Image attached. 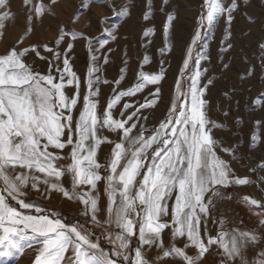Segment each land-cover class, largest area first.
<instances>
[{"label":"snow or ice","instance_id":"snow-or-ice-1","mask_svg":"<svg viewBox=\"0 0 264 264\" xmlns=\"http://www.w3.org/2000/svg\"><path fill=\"white\" fill-rule=\"evenodd\" d=\"M106 2L95 0L100 5ZM22 3L27 9V36L31 34L32 22L42 21L56 0L48 3L22 0ZM167 3L168 0H164V4ZM202 7L204 10L187 48L167 114L152 129L146 127L149 116L144 111L156 108L162 101L159 85L165 78L163 59L158 73H146L143 67L150 60L145 55L134 84L121 90L127 60L124 61L125 68L120 70V78L109 81L100 74L101 67L96 63L98 57L91 55L93 63L87 71V93L74 124L72 113L81 99V80L72 70L68 57L72 45L63 51L59 48L64 40L63 28L55 47L42 46L45 52L52 53L51 59L41 55L36 44L23 49L13 46L0 54V256L11 255L13 251L19 256L25 246L33 248L31 242H35L31 264H165L169 257L175 259L176 264H200L216 245L222 253L220 264H264V249L255 259H246L248 250L261 243L264 235L255 231L233 230L229 233L221 230L216 236L208 235L205 239L201 234V223L207 225L213 198L221 194L220 187L248 183L246 179H230L231 169L215 150L212 128L216 125L207 116L204 98L207 85L201 87L200 84L203 72L207 71L206 68L201 71V61L208 60L205 51L196 52L187 86L181 82L193 61L198 42L216 26L220 17L225 18L230 36L234 13L240 4L238 0H231V3L204 0ZM148 8L151 9V0H148ZM113 14L117 15L116 12ZM119 14L126 16L127 8ZM80 15L81 12L76 13L77 21ZM15 16L10 0H0V36L7 22H14ZM143 18L149 20L150 13ZM173 19V15L167 16L166 35ZM202 30H205L203 35ZM67 34L73 40L78 38L75 32ZM152 34L151 29L144 32L145 37ZM105 35L114 39L109 31ZM85 39H88L91 51V38ZM108 42L107 38L97 39L100 48ZM148 43H151L150 39ZM227 47L231 48V44ZM260 48L264 51V44ZM168 51L170 47L160 49L162 56ZM29 54L48 63L46 74L34 70L26 62ZM104 63H108L107 55ZM102 84L110 86L112 95L98 113L97 97L101 94ZM208 84H212V80ZM149 86L156 87L149 91L143 102L132 99ZM68 87L74 88L72 96L66 95ZM125 98L128 102L121 105ZM256 104H264V95L257 98ZM118 106L117 117L114 110ZM129 109L134 111L126 115ZM256 123L259 125L260 121ZM104 129L116 134L118 142L103 135ZM256 140L253 136L252 142ZM104 144L114 145L107 164H101L97 159ZM66 148L70 151L64 154ZM65 159L70 161L66 166L58 163ZM102 168L107 175H101ZM66 174L71 177L70 189L61 183ZM102 180L108 197L105 223L119 229L115 236L110 232L97 235L86 226H102L97 219V185ZM41 185L46 187L42 195L58 192L70 201L81 203L82 215L89 219L69 224L59 213L26 198L25 189L30 186L39 193ZM174 193L171 222H167L164 218L169 216V201L173 200ZM245 201L264 207L255 199L245 198ZM220 223L222 226L223 221ZM260 223L264 225V218ZM166 229H170L174 239L186 238L183 248L175 245L165 248L162 233ZM133 237H136L134 248L130 247ZM103 240L114 247L106 251L102 247ZM146 246L158 248L161 254L156 258L149 257ZM189 247L197 250L195 256L187 253Z\"/></svg>","mask_w":264,"mask_h":264},{"label":"rangeland","instance_id":"rangeland-1","mask_svg":"<svg viewBox=\"0 0 264 264\" xmlns=\"http://www.w3.org/2000/svg\"><path fill=\"white\" fill-rule=\"evenodd\" d=\"M10 2L11 9L16 16L14 22H7L3 35L0 36V54H4L7 49L13 46L23 49L36 44L39 46L38 50L41 55L51 59L52 53L45 52L42 46L48 44L50 47H55L56 41L60 38L61 28L64 29V40L59 48L63 51L67 49L69 44L72 45L68 57L72 70L77 73L81 80V99L72 113L75 121L82 110L83 96L87 93V71L93 63L91 55L98 57L96 63L101 67L100 74L109 81L120 78V70L125 68L124 61L127 60L125 78L120 85L121 90L134 84L145 55L150 60V63L143 67L146 73H158L161 68L160 62L163 59L165 78L159 85L162 90V101L158 103L156 108L144 111V114L149 116V120L146 122V127L149 129L158 126L159 121L167 114L166 109L170 106L174 95L175 84L183 67L187 48L198 27L199 16L204 10L202 7L204 0H168L166 5L164 0H151V9L148 8V0H107L103 5L95 3V0H86L87 7H85V0H56V3L51 6L50 13L45 14L42 21L34 20L31 25V34L25 36L28 28L26 21L27 9L23 6L22 0H10ZM48 2L49 0H45V3ZM224 2L231 3V0H224ZM238 3L240 7L234 13L235 18L230 26V36L227 35L229 29L226 27L225 18L220 17L216 26L210 32H207V35H204L201 42H198L193 52V61L190 63L189 68L185 70V79L181 82L185 87L187 86L189 83L187 76L193 70L196 52L205 51L208 60L201 61V71L203 72L205 68L207 71L203 72L200 84L201 87L207 85L204 98L207 100V116L216 125L212 128V135L216 141L215 150L229 158L235 167L236 179L248 180L252 185V193L256 191L257 194L264 196V104H256L257 98L264 95V51L260 48V45L264 44V0H238ZM125 8H127L128 14L121 16L119 13ZM77 12L82 13L78 21L76 20ZM114 12L117 15H114ZM148 13H150V18L146 21L143 17ZM169 14L174 17L169 29L179 27L183 32L179 39V52L174 61L169 58L170 51L163 56L160 53V49L170 47L168 33L166 35L164 31ZM133 19L137 24L134 27L137 36L136 40L133 39L131 42L120 37V31H124L123 29L129 27ZM113 25H116V27H113ZM149 29L152 30L153 34L150 37H145L144 32ZM106 31L111 32L114 39L107 37L105 35ZM69 32L77 33L78 38L73 40L67 34ZM204 32L205 30H202V35ZM85 37L91 38V51L89 41ZM98 38H107L109 42L103 48H100L97 44ZM149 39L151 43H148ZM117 43L123 45L121 51L115 49ZM201 44L204 45L203 48L200 47ZM228 44H231V48L227 47ZM105 55L108 58L106 64L104 63ZM114 57L118 60H113ZM26 62L30 63L34 70L42 74L47 73L48 63L34 54H29L26 57ZM113 64L116 67H113ZM209 80H212V84H208ZM155 87L149 86L143 93L137 94L132 99L143 102L144 97L148 96L149 91H154ZM100 89L101 94L97 97L99 100L98 113L106 107L107 100L112 95L109 85L102 84ZM65 92L66 95L72 96L74 88L68 87ZM125 102H128V98L122 100L121 105ZM119 107L114 110L117 117ZM132 111L134 109H129L126 115L131 114ZM257 121H260L259 125L256 123ZM102 134L112 140L116 137V134L109 133L106 129L102 130ZM253 136L257 137L255 143L252 142ZM106 145H103V149L99 151L100 153L105 152ZM237 186L235 190H229L231 196L235 199V208L230 203L229 209L225 206L222 209L216 208L214 210L216 211L213 216L215 227L211 232L205 234L206 238L208 235L216 236L221 230L229 233L233 230L247 231L242 203H238L244 201L243 198L246 197L242 188H240L244 186L241 184ZM25 191L28 193L27 199L36 201L59 213L60 218L68 220L69 224L83 223L89 219L88 217L84 219L81 216L62 211L58 209L59 207L43 204L41 198L36 195V191L32 190L30 186ZM226 191L227 189L224 190L225 193ZM253 197H255L254 194ZM226 200L227 197H224L225 205L227 204ZM11 203L15 204L14 201H11ZM258 203L260 204V200H258ZM260 205L264 206L262 203ZM252 210L256 215L264 213V207L252 205ZM97 219L102 226L86 225L97 235L110 232L115 236L119 231L114 224L108 225L105 223L108 219L107 209L105 218L103 220ZM221 221H223L222 226ZM171 237L170 235L168 240ZM27 243L29 242H25V244ZM31 243L34 247L28 248L25 246L23 253L19 256L14 251L11 255L0 256V264H31L36 246L35 242ZM135 246L136 237H133L130 247L134 248ZM102 247L109 251L114 245L103 240ZM251 249L252 251H250ZM251 249L248 250L246 255L248 260L255 259L259 251L264 249V240ZM156 250L158 253L147 255L156 258L161 254L158 248ZM187 253L193 256L196 255L195 251H187ZM68 255H71V253L69 252ZM221 255L219 249L209 251L200 261V264H220ZM165 264H176V260L169 257Z\"/></svg>","mask_w":264,"mask_h":264},{"label":"crops","instance_id":"crops-1","mask_svg":"<svg viewBox=\"0 0 264 264\" xmlns=\"http://www.w3.org/2000/svg\"><path fill=\"white\" fill-rule=\"evenodd\" d=\"M74 120V119H73ZM74 124H75V120H74ZM135 134V133H133ZM118 142V138L115 137V139ZM114 147V145L112 144H107L106 145V149L105 152L100 153L99 151L101 149H103V145H101L100 150L98 151L97 154V159L101 164H107L109 159H110V155H111V150ZM51 150V149H50ZM70 151L69 148H66L64 150V154L68 153ZM217 155L220 157V159L224 160L227 165L229 166V168L231 169V173H230V179H236L235 176V167L234 165L230 162L229 158L225 157L224 155H221L219 152H217ZM70 161L65 159L62 161H59L58 163L61 165L66 166ZM101 175H107V173L104 171V169H101ZM61 183L63 184V186L67 189L71 188V177L69 175H65L62 178ZM239 184H230L227 187H220V196L214 197L213 198V206H212V210L210 212L209 217L207 218V225L205 226L204 223H201V234L202 236L205 237V234L208 232H211L213 230V227H215V223H214V213H216V211H214L216 208L218 209H222V207H230V203L233 206V208H235V199L231 196V192L229 190H235ZM244 187H240L243 190V194L244 197L242 202H238L239 204L242 203V212L244 214V221L246 222V229L247 231H255L258 235H264V225H261L260 220L262 218H264V216H262L261 214H254L255 212H253L252 210V205H250L249 203H247L245 201V198H248L249 200L251 199H258L260 200V204H264V196L262 194H257L256 191H254V193H252V185L250 182L246 183V184H241ZM239 188V189H240ZM226 193L224 192V190H226ZM46 191V187L44 185H41V192H36V195L41 198V202L45 205H49V206H54V207H59L58 209L62 210V211H66L78 216L83 217L84 219H86L87 217H84L82 215V211H83V205L77 201H70L67 198L63 197L62 194L58 193V192H51L48 195H42V193H44ZM97 194L99 196L98 199V212H97V218H99L100 220H103L106 216V209H107V204H108V197L107 194L105 192V181H101L98 183L97 185ZM233 194V193H232ZM253 194L255 195V197H253ZM174 197H175V193L173 194V200L169 201V216L165 217L164 220L167 222H171V209H172V205L174 203ZM224 197H227L226 200V205L224 204ZM205 199H207V196L205 197ZM257 200V201H258ZM244 203V204H243ZM171 235V231L170 229H166L163 233H162V239L164 241V246L165 248L169 247L170 245H175V246H179V247H184L185 243H186V238H172L170 240H168L170 238ZM206 239V237H205ZM169 242H168V241ZM215 249H218V246L213 245L210 249V251H213ZM250 250V249H249ZM187 251H197L195 248L189 247L187 249ZM252 251V249L250 250ZM146 252L147 254L151 255V253H158L156 248H147L146 246ZM160 252V251H159Z\"/></svg>","mask_w":264,"mask_h":264},{"label":"bare ground","instance_id":"bare-ground-1","mask_svg":"<svg viewBox=\"0 0 264 264\" xmlns=\"http://www.w3.org/2000/svg\"><path fill=\"white\" fill-rule=\"evenodd\" d=\"M135 17V16H134ZM133 17V18H134ZM131 20V19H130ZM180 22V21H179ZM136 23H135V21H134V19H133V21L130 23V26L129 27H127V28H125V29H123L124 31H120V37H123V38H125V39H128L129 41H133V39H135L136 40V36L137 35H135V34H137V33H135V29H134V27H136ZM139 26V25H138ZM180 26V25H179ZM126 34V36H124L125 34ZM182 33L183 32H181V29L179 28V27H173V28H171V29H169V31H168V41H169V43H170V52H171V54L169 55L170 57V59L172 60L173 59V61L176 59V56H177V54H178V52H179V48H180V44H179V39L181 38V36H182ZM124 34V35H123ZM123 38H121V39H123ZM128 40H127V42H128ZM175 40H177V41H175ZM126 42V41H125ZM138 42V41H137ZM174 42H176V43H174ZM121 43V42H120ZM129 43V42H128ZM130 44V43H129ZM137 44H139V43H137ZM122 46L123 45H120L119 43H117V45H115V49H118V51H121V49H122ZM133 47V46H132ZM124 48V47H123ZM124 51V50H123ZM131 54V53H130ZM129 54V56H131ZM117 58L116 57H114V59L113 60H116ZM167 59V58H166ZM118 60V59H117ZM113 67H116V65L115 64H113L112 65Z\"/></svg>","mask_w":264,"mask_h":264},{"label":"trees","instance_id":"trees-1","mask_svg":"<svg viewBox=\"0 0 264 264\" xmlns=\"http://www.w3.org/2000/svg\"><path fill=\"white\" fill-rule=\"evenodd\" d=\"M62 220H64L65 222H67V223H68V220H66V219H62Z\"/></svg>","mask_w":264,"mask_h":264}]
</instances>
